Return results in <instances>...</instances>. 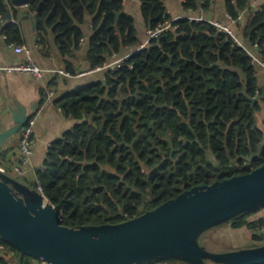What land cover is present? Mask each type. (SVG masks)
I'll return each mask as SVG.
<instances>
[{
  "label": "trees",
  "instance_id": "1",
  "mask_svg": "<svg viewBox=\"0 0 264 264\" xmlns=\"http://www.w3.org/2000/svg\"><path fill=\"white\" fill-rule=\"evenodd\" d=\"M212 1L185 0L188 14L172 20L166 0H140L148 32L167 27L137 49L142 41L124 0H30L40 42L51 33L60 56H73L80 48L82 24L88 21V69L129 52L116 70L103 68L100 76L56 98L75 123L52 142L45 170L37 169L33 180L17 177L41 187L62 224L118 223L194 185L264 164V129L257 122L264 84L237 36L201 15ZM251 2L225 0V8L233 18L245 15L241 39L249 41L247 47L257 44L255 53L264 58V5L252 8ZM11 3L0 0L2 15ZM3 32L9 41L22 43L17 23L7 21ZM67 71L75 74L73 63ZM7 153L0 150V162ZM257 211L228 222L235 229L247 227L254 241L264 243L257 233L263 219H247ZM0 242L5 264H34L27 255L20 262L19 251ZM158 262L187 264L180 258L145 264Z\"/></svg>",
  "mask_w": 264,
  "mask_h": 264
},
{
  "label": "water",
  "instance_id": "2",
  "mask_svg": "<svg viewBox=\"0 0 264 264\" xmlns=\"http://www.w3.org/2000/svg\"><path fill=\"white\" fill-rule=\"evenodd\" d=\"M11 1L16 5L30 2ZM5 16L12 18L9 6ZM34 18L35 14L32 23ZM13 110L14 123L0 131V150L32 116L26 107ZM261 207L264 164L210 184L194 185L118 223L67 226L43 192L0 170V238L19 251L20 262L27 255L47 264H145L169 258L187 264H261L264 243L220 251L200 241L212 227Z\"/></svg>",
  "mask_w": 264,
  "mask_h": 264
},
{
  "label": "crops",
  "instance_id": "3",
  "mask_svg": "<svg viewBox=\"0 0 264 264\" xmlns=\"http://www.w3.org/2000/svg\"><path fill=\"white\" fill-rule=\"evenodd\" d=\"M261 4L264 5V0H252L250 5L254 8ZM140 5V0H124L123 3L124 10L134 16L135 25L138 29V37L141 39L142 43H145L149 40V32L141 16ZM182 5L183 2L181 0H166L168 12L173 18L176 16H186L188 14ZM9 7L14 20L12 22L17 23L19 27L22 43L28 46L31 56L37 64L47 70L49 69L44 72L41 78H36L24 72H6L0 70V131L5 130L14 123L13 109L17 111L18 106L26 107L27 112L32 113L31 117L35 119L31 165L27 172L20 176V178L33 180L35 178V171L45 165L47 153L52 142L61 138L75 123V120L66 116L62 109L56 104V98L64 92L84 86L99 75L96 73L92 74L93 72H90L91 74L86 72L89 68V64L86 61L88 37L91 34L89 21L82 24L85 39L80 41V48L74 52L73 56L67 55L62 57L53 42V35L51 33L45 37L43 43L40 42L35 30V20L34 23L31 22L33 13L29 11V3L16 5L12 2ZM28 13H30V16L27 17ZM199 14V12L196 13V15ZM201 15H204L209 20L229 25L241 42L245 45L250 44L248 40L241 39V37H243L245 15H243L240 20L231 22L226 16L225 0H213L210 5V10L201 12ZM7 21H9L8 18L4 23L0 22V66L21 62L25 57L24 53L15 52L10 46L11 41L4 36L3 27ZM70 62L74 65L75 74L71 75V73L70 76H68L54 71V69L67 71V66ZM257 71L261 84H264V72L262 68L258 66ZM83 72L86 73L81 74ZM101 72L102 71H100V73ZM263 112L264 108L262 109V113ZM19 137V133L16 135L14 134L3 143L1 149H8V153L5 160L2 161L3 163L0 162V165L5 167L7 166L6 164L14 166L19 162L21 156L18 149ZM260 145L261 147L264 145V140ZM263 213L264 212L252 213V218L249 217L247 219L249 221L262 220ZM261 242L263 241H253L255 244H260ZM12 255L13 252L9 254L8 257ZM34 264L41 263L35 260Z\"/></svg>",
  "mask_w": 264,
  "mask_h": 264
},
{
  "label": "built area",
  "instance_id": "4",
  "mask_svg": "<svg viewBox=\"0 0 264 264\" xmlns=\"http://www.w3.org/2000/svg\"><path fill=\"white\" fill-rule=\"evenodd\" d=\"M226 16L228 17V19L231 22H236L243 17V13H240L237 16V18H233L230 14H228L226 12ZM182 17H185V16H182ZM179 18H181V17H174L172 20H177ZM195 18L198 20L205 19L203 16H198ZM6 19H7L6 16H4L0 13V22L4 23L6 21ZM9 21L12 22L14 20H13V18H11V19H9ZM210 22L213 25L217 26L218 28L224 29L227 32H229L230 34H232L231 28L229 27V25L221 24L220 22H217L214 20H210ZM166 27H167V25L162 27V28H158L155 31L150 32L149 38L155 37L160 31H162ZM4 36L6 37L5 34H4ZM234 37H235V35H234ZM236 41L238 43H240L241 45H243L246 48V50L249 52V54L251 56V63L253 65H256L257 67L260 66L262 68V70L264 71V58H261L254 51L255 49H257V44H254L253 47H247L237 37H236ZM146 43H147V41L145 43H142L137 49H140ZM10 46L13 48V50L15 52L24 53V55H25L24 60L21 62H18V63H14V64L0 66V70L6 71V72H13V71L24 72V73L31 74L36 78H41L43 76L44 72L49 70V69L47 70V69L41 67L39 64H37L33 60L32 56H31V52H30L27 45H25L23 43H18V42L12 41V42H10ZM128 56H129V54H126L124 56L114 58L112 61L107 62L104 66L96 67L93 70L97 71V69L99 70L100 68L101 69L110 68L111 70H116L117 68H119L121 66L122 61L125 60ZM58 71L60 73L68 75V76H70V74H71L70 72L64 71V70H58ZM86 72H83L81 74H84ZM71 75H73V74H71ZM34 133H35V119H34V117H30L27 120V122L23 125V127L21 128V136H20L19 145H18V149L21 153L19 162L16 163L12 167L11 171H6L5 167L0 165L1 171L7 172L14 177H20L27 172V170L30 168V165H31V157H32V153H33L32 143L34 141ZM45 168H46V165H44L40 169L43 171V170H45ZM35 174H36V171H35ZM37 189L42 192L40 186L37 187ZM262 219H263V223L259 226L257 233L264 236V213L262 214ZM4 252H5V246L3 243L0 242V264H5L1 260V257L4 254ZM41 264H47V263L41 262Z\"/></svg>",
  "mask_w": 264,
  "mask_h": 264
},
{
  "label": "rangeland",
  "instance_id": "5",
  "mask_svg": "<svg viewBox=\"0 0 264 264\" xmlns=\"http://www.w3.org/2000/svg\"><path fill=\"white\" fill-rule=\"evenodd\" d=\"M184 2L185 0H181ZM179 17V16H176ZM224 30V29H222ZM152 32V31H150ZM149 32V34H150ZM232 35L234 34L231 30ZM235 35V34H234ZM233 35V36H234ZM236 36V35H235ZM85 38H83L84 40ZM59 69H54V71H58ZM100 71L102 69L100 68L97 71L87 69V73L91 74L90 72H93L92 74L96 73L100 76ZM61 74V73H60ZM257 122L262 126L264 129V112L262 113V110L257 113ZM257 212H264V207H261L258 209ZM253 215H249L247 218H252ZM253 233L247 228V227H241V228H233L232 224L230 222H226L223 224H220L218 226L212 227L211 229L207 230L200 238V241L202 244L206 245L208 248L213 250H228L229 249H235L245 246H252L253 241L252 235ZM157 264H170L168 262H161Z\"/></svg>",
  "mask_w": 264,
  "mask_h": 264
},
{
  "label": "bare ground",
  "instance_id": "6",
  "mask_svg": "<svg viewBox=\"0 0 264 264\" xmlns=\"http://www.w3.org/2000/svg\"><path fill=\"white\" fill-rule=\"evenodd\" d=\"M260 244H263V243H260ZM260 244H257V245H260Z\"/></svg>",
  "mask_w": 264,
  "mask_h": 264
}]
</instances>
